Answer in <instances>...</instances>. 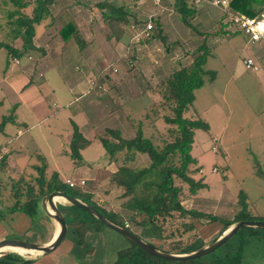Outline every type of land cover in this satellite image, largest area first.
<instances>
[{
    "label": "rangeland",
    "instance_id": "1",
    "mask_svg": "<svg viewBox=\"0 0 264 264\" xmlns=\"http://www.w3.org/2000/svg\"><path fill=\"white\" fill-rule=\"evenodd\" d=\"M4 1L0 0V43L21 50L23 40L12 39L14 26L9 25L7 18L8 12L14 8L5 5ZM103 1L117 6L126 4L131 13L127 29L123 25L111 27L107 24L98 8ZM174 3L175 0H161L155 6L153 0H57L50 17L35 27L34 43L37 49H44V54L28 52L21 59H15L0 49V122L3 117L15 112L20 124L7 125L6 133L19 128L24 134L18 142H25L21 151L13 152L16 149L12 147L10 160L8 155L5 162L0 160L3 161L0 164V238L41 244L50 236L49 224L52 220L44 213L41 202L33 216L20 211L10 213L6 209L13 205L16 191L21 198L26 196L29 188L37 192L35 180L38 174L34 168L41 166L45 158L50 161V166L61 169V163L56 160L57 146L73 131L68 123L69 117L73 118L70 112L73 107L69 109L65 105L68 95L66 97L64 86L78 90L75 97H80L67 104L77 102L78 111H83L82 115L77 112L73 120L80 129L89 131L92 140H97L85 155V160L89 161L85 167L91 166V169L88 168L91 173H84V180L79 183L67 178L63 182L69 186L72 184L73 188L81 186L85 191L95 187L94 202L100 208L124 213L128 218L129 214L121 208L122 192L113 185L112 175L122 166L138 168L147 165L149 160L144 156L134 162H126L122 152L116 156V161L102 164L106 152L98 140L114 141L108 130L120 132L124 139L133 138L141 119H144V135L151 137L153 130L146 129L150 123L145 116L150 114L152 103L157 102L158 97L146 91L156 90V86L174 70L188 67L199 54L202 44L209 49L204 68L214 72L215 78L212 82L206 81L204 87L195 92V101L185 117H198L210 127L208 133L196 132L191 154L197 165L190 169V176L203 181L207 187L196 195H189L185 187L182 205L187 210L231 221L240 210L238 196L243 193L248 209L256 219L264 221V50L261 45L251 43L244 33H235L231 24L223 25L225 19L222 12L208 5L196 7V14L190 19L193 28H188L174 10ZM160 7L165 10L160 12ZM33 8L30 5L23 13L31 16ZM150 14H157L158 23L168 31V36H163L164 40L155 39L146 44L139 40L137 43V38L133 40L138 32L135 31L143 28ZM69 19L76 21L81 37L87 41L82 51L73 41L67 44L60 41L59 28ZM136 19L137 24L134 23ZM133 51L138 59L129 69L128 62ZM247 58L258 61L261 65L258 72L245 69L243 61ZM149 98H152L150 104ZM116 99L119 101L112 105L111 100ZM90 108L103 118L94 121V115L90 116L94 128L89 127L91 125L88 126L85 120V113H91ZM158 113L156 130L161 131V135L156 144L166 133L161 119L165 113ZM56 133L60 135V141L52 135ZM5 138L4 133L0 135V141ZM93 161L100 165L99 169ZM64 165L69 168V163ZM46 166L48 179L52 173L47 171L50 166ZM63 177H69L68 171ZM82 215L91 222V215ZM179 222L173 226H179ZM193 222L197 230L194 240L200 239L208 246L219 238L221 225L218 223ZM126 223L145 242H154L152 238L145 237L144 230H135L129 219ZM112 232L103 226L97 232L86 234L84 245L91 253L83 255L84 250L78 247L79 254L75 256L81 255V258L67 255L72 253V246L73 250L76 249L68 236L59 249L51 253L49 263L113 264L118 253L131 244ZM165 232L156 242L163 251L175 249L178 244H187L192 235L167 237L171 232L170 224ZM260 232L254 235L251 245L245 249L246 264H264V231ZM244 235H249L248 230L244 231ZM9 252L13 251L0 254ZM37 254L23 257L32 260ZM33 260L28 264H39L41 259Z\"/></svg>",
    "mask_w": 264,
    "mask_h": 264
},
{
    "label": "trees",
    "instance_id": "2",
    "mask_svg": "<svg viewBox=\"0 0 264 264\" xmlns=\"http://www.w3.org/2000/svg\"><path fill=\"white\" fill-rule=\"evenodd\" d=\"M56 2L57 0H5V5L14 8L13 11L7 14L9 25L14 26L11 30L13 34L12 39H22L23 45L21 50H17L6 43H0V49H4L9 56L15 59H21L28 52L44 54V49H37L34 43L36 35L35 27L39 26L47 17H50ZM30 5H33L34 8L32 15L28 16L23 13V10H26ZM173 7L180 16L181 22L188 28H193L190 19L195 16L196 7L198 6L192 4L190 0H175ZM263 7L264 0L229 1V11L249 17L256 16ZM98 8L101 10L102 16L109 26L114 27L119 24L123 25L124 28L126 27V29L129 26L131 13L125 3L117 6L113 2L107 3L103 1L98 4ZM13 18L15 20H12ZM152 21L154 22V29L151 32V36L144 40L143 43L145 44L153 42L155 39L164 40L158 18ZM134 23L137 24L138 20L136 19ZM137 26L139 25H135V27ZM58 34L62 38L60 41L64 44L73 41L80 48V51H82L87 43L81 37L73 19L65 22L59 28ZM208 56L209 49L202 44L199 47V54L188 67L174 70L159 86H156V90L149 89L146 91H151L152 94L157 95L159 101L152 103V106L150 105L152 107L150 114L145 116V120L150 123V125L148 124L149 126H146V129L153 130L151 137L150 135L148 137L144 135L142 127L144 119H141L133 138L124 139L120 132L108 130V134H110L115 142L103 138L98 140L106 152L108 163L113 162V160L116 161V156L122 152L125 153L124 159L126 162H134L137 160L138 155L146 156L149 160L147 165L138 168L122 166L112 175L113 185L122 192L120 196L122 200L121 208L126 214H129L128 218H126L124 213L108 212L100 208L92 200L93 195L71 188L60 180L56 172H53L46 179L47 166L41 158L39 160L43 162L42 165L34 168L38 174L35 180L37 192H35L34 188H29L26 196H24L25 199H28L25 200L16 191L11 211H20L33 216L37 213L38 205L44 197L53 192H61L90 205L111 223L126 229L136 238L143 240V238H140L141 235H136L131 231L130 227L125 228L126 220L129 219L135 230H144L145 237L154 240V242L150 241L148 244L162 252L165 250L159 249L156 242L162 238V234L166 233L165 231H167L169 224L171 232L166 235L167 237L192 234L189 236L187 244H178L175 249L165 251V253L167 252L172 255L191 254L207 246L200 239L194 240L195 231L197 230L193 221L218 223L221 225L218 237L237 222L262 221L256 219V216L248 209L246 196L243 193H240L238 196L240 210L235 213L231 221L197 210H187L182 205L185 187H187L189 195H196L198 191L207 187L203 181H197L190 176V169L192 166L197 165V160L191 154L196 132L201 130L208 133L210 127L202 119L198 117L189 119L185 117V114L195 101V92L203 88L206 81L212 82L215 78L214 72L207 71L204 68ZM137 59L138 56L133 51L128 62L129 69L133 67L131 64ZM8 65L9 62L7 61L6 66ZM116 101L119 100H111L112 105ZM151 101L152 98H149L148 104ZM158 112L165 113L161 119L166 128V133L161 138L162 141L156 144V139L161 135V131L157 132L156 130L157 124L155 121L159 117ZM167 112L168 114H166ZM12 113L2 118L0 122V134L4 132L7 125L15 123V112L14 114ZM160 123L162 122L160 121ZM71 125L73 132L69 144V158L74 165L79 166L82 164V152L90 143L83 137L74 122H71ZM4 146L5 143L0 144V152ZM5 158V156L2 158L4 162ZM58 209L66 220V237L69 236L76 247L84 250L83 255L90 254L91 250L86 249L84 245L85 235L99 231L103 225L92 216L91 222L85 220L82 213L86 212L70 204H68V207L58 205ZM177 222L180 223L179 226H173ZM245 230H248L249 235H244ZM144 232L142 233L144 234ZM257 233L261 232L252 228H243L214 253L183 263L169 262L153 257L130 243L131 245L128 248L118 253L113 264H246L245 249L251 245L254 235ZM31 261V259H26L15 252H9L0 256V264H28Z\"/></svg>",
    "mask_w": 264,
    "mask_h": 264
},
{
    "label": "water",
    "instance_id": "3",
    "mask_svg": "<svg viewBox=\"0 0 264 264\" xmlns=\"http://www.w3.org/2000/svg\"><path fill=\"white\" fill-rule=\"evenodd\" d=\"M55 199H63L68 204L73 207L79 208L93 218H95L99 223L105 226L107 229L115 232L116 234L122 236L130 243L135 245L137 248L143 250L147 254L163 259L169 262H189L199 258H203L214 253L220 247H222L226 242H228L236 233H238L243 228H252L259 231H264V221H240L229 227L217 240H215L210 245L205 248L186 255H172L169 253L162 252L155 249L143 240L136 238L131 232L126 229L119 227L109 220H107L102 214H100L96 209L90 205L84 203L81 200L65 195L61 192H53L50 195L44 197L41 201V206L45 211L46 215L54 220L59 226V232L57 236L48 244H35L19 240H2L0 241V250L5 247H12L18 249H24L26 251H34L38 254L47 255L54 252L64 241L67 235V224L62 212L58 209ZM1 256V254H0Z\"/></svg>",
    "mask_w": 264,
    "mask_h": 264
},
{
    "label": "crops",
    "instance_id": "4",
    "mask_svg": "<svg viewBox=\"0 0 264 264\" xmlns=\"http://www.w3.org/2000/svg\"><path fill=\"white\" fill-rule=\"evenodd\" d=\"M161 8V10H160V12H162L163 10H165V8H163V7H160ZM153 13H155V12H153ZM75 23H76V21H74ZM161 28H162V25H161ZM168 31L167 30H163V28H162V34H163V36H168V33H167ZM52 52V51H51ZM61 52V51H60ZM49 54H50V51H49ZM44 88H46V84H45V87ZM64 90H65V93H66V97H67V95H68V98H67V100L65 101L66 103H65V105L67 106V108H69V109H71L72 107H73V109H71L70 110V112L72 113V115L71 116H73V118H76L77 117V112H79V115H82L83 114V111H78V107H77V105L75 104V103H77V102H74V104H71V105H67L68 103H70V102H72V101H74V100H76V98L78 99V98H80V97H75V96H77V92H78V90H75L74 88H70V87H68V86H64ZM69 93V94H68ZM61 97V96H60ZM83 97V96H82ZM92 105H94V103H92ZM17 108V107H16ZM17 110V109H16ZM90 111H91V113L90 114H86L85 113V120H86V122H87V124H88V126L89 125H91V120H90V116L93 114L94 116V121L95 120H99V119H103V118H100L99 117V115H98V113H95L94 112V110L93 109H91L90 108ZM108 117H110V114H109V116ZM73 118H71V117H69V121H68V123H69V125L71 126V128H72V125H71V122H74L75 124H76V122L73 120ZM93 121V122H94ZM16 123H18V124H20V122H18V119L16 118V115H15V124ZM94 124V123H93ZM10 125V124H9ZM77 125V124H76ZM7 127V126H6ZM89 127H93L92 125L91 126H89ZM78 128H79V131L82 133V135H83V137L90 143V145L82 152V164L81 165H79V166H76V165H74V163L72 162V160L69 158V144H70V140H71V136H72V133L71 134H69L68 133V135L66 136V140H65V138H62L64 141H60V139L58 138L60 135H58L57 133L56 134H52V135H54V138L56 139V140H58V141H60V142H62V144H58V146H59V149H58V146H57V163H61V169H60V167L59 166H57V167H55V166H50L51 164H50V161L47 159V158H45L44 159V161L46 162V164L48 165V169H47V171L48 172H51V173H53V172H56L58 175H59V178H60V180H62V181H65V179L67 178V179H69V180H71V181H73L74 183H79V182H81V180H84V179H82V178H84L85 177V175H84V173L87 175V173H88V171H90V169H91V166L89 167V166H87L88 168H90V169H88V168H86L85 167V165H86V163H88L89 161H86L85 160V158H86V152L88 151V149L90 148V146H91V144L94 142V141H96L97 139H93L92 140V137H90V135H88V132L89 131H84V130H82V129H80V127H79V125H78ZM94 128V127H93ZM6 128H5V130H4V134H5V139L3 140V141H0V143H5V146L3 147V149H2V151L0 152V153H2V154H4V155H6L5 157H7V155H8V160H10L11 158H12V156H11V149H12V147H13V149L15 148L16 150H14L13 152H17V151H21L22 150V148L24 147V145H25V142L23 141V142H18V139L19 138H21L22 136H23V134H24V132L21 130V129H19V128H16V130H14L15 131V134H14V136L12 135L13 133H14V131H12V133L11 132H9V133H6ZM91 131H92V129H91ZM73 132V131H72ZM2 133V134H3ZM16 134L18 135L17 137H15L16 136ZM1 135V134H0ZM123 138V137H122ZM14 153H12V155H13ZM64 156H68V158L67 159H65L64 158ZM105 156H106V158H105V161L102 163V164H107V162H108V159H107V155L105 154ZM13 157H15L14 155H13ZM138 157H144V156H140V155H138ZM137 157V158H138ZM16 158V157H15ZM136 158V159H137ZM10 162V161H9ZM25 162H26V160H25ZM67 163H69V168H67L64 164H67ZM93 163L96 165V167L99 169L100 168V165H98L97 163H96V161H93ZM62 168H64V169H62ZM52 169V170H51ZM68 171V176L69 177H63L62 178V176H63V174L65 173V172H67ZM85 171V172H84ZM90 173H91V171H90ZM75 189H80L81 190V192H84V193H88V194H91V195H93V193H96V191H95V187H94V189H90V190H87V191H85L84 190V188H82L81 186H78V188H75ZM62 200V202H56L57 203V206L58 205H60V206H62V207H68V203L65 201V200H63V199H61ZM93 201H94V197H93V199H92ZM98 205V204H97ZM1 209V208H0ZM3 209V208H2ZM6 210H10V213H12L11 212V208H9V209H6ZM1 212V211H0ZM3 213V212H2ZM7 213H8V211H7ZM6 213V214H7ZM44 213H45V211H44ZM49 218V217H48ZM49 219H51V218H49ZM52 220V219H51ZM52 223V224H51ZM50 226H49V231H50V236H49V238H48V240H46V241H44L43 243H41V244H48V243H50L52 240H54V238L57 236V234H58V232H59V226H58V224L54 221V220H52L51 222H50V224H49ZM112 233H114V232H112ZM88 234V233H87ZM90 235V234H89ZM3 240V238H0V241H2ZM63 243V242H62ZM62 243H61V245H62ZM60 245V246H61ZM59 246V247H60ZM59 247L54 251V252H56L58 249H59ZM76 247V246H75ZM128 248V247H127ZM74 249V246H72V249H71V252L72 253H70V254H67V255H69L70 256V258H74V257H82L81 255H78V256H75L76 254H79L77 251H78V247H76V249L75 250H73ZM54 252H52V253H54ZM50 255H51V253L50 254H47V255H42V254H37L36 256H34V258L33 259H38V258H40L41 260H40V262H39V264H50L49 263V261L50 260H48L49 258H50ZM32 259V260H33ZM79 259V258H78ZM34 261V260H33ZM52 264H54L53 262H52Z\"/></svg>",
    "mask_w": 264,
    "mask_h": 264
},
{
    "label": "built area",
    "instance_id": "5",
    "mask_svg": "<svg viewBox=\"0 0 264 264\" xmlns=\"http://www.w3.org/2000/svg\"><path fill=\"white\" fill-rule=\"evenodd\" d=\"M229 1L230 0H190V2L196 6L201 5H208L213 8L219 9L224 17L223 25L231 24V26L235 27L233 31L235 33L242 32L244 33L251 43H256L259 46L261 45L262 49L264 50V7L260 9V11L257 13L254 17H249L244 14L240 13H233L229 11ZM155 5H159L161 0H153ZM157 14H150L146 17L145 23L143 25V28L136 29L135 36L133 37V40L137 38L136 42L138 43L139 40L148 39L151 36V32L154 29V22L157 18ZM228 31V27H226ZM243 65L246 70L251 72H258V70L261 68V65L254 60L253 58H247L243 61ZM4 154H0V160H2ZM70 187L73 188V185L70 184ZM129 225L126 223L125 228H128Z\"/></svg>",
    "mask_w": 264,
    "mask_h": 264
},
{
    "label": "bare ground",
    "instance_id": "6",
    "mask_svg": "<svg viewBox=\"0 0 264 264\" xmlns=\"http://www.w3.org/2000/svg\"><path fill=\"white\" fill-rule=\"evenodd\" d=\"M55 200H57V199H55ZM8 250L13 251V252H15V253H17L19 255H22V256H25V255H35V254H37L34 251H26L24 249H18V248H12V247H5V248H3V249L0 250V253L6 252Z\"/></svg>",
    "mask_w": 264,
    "mask_h": 264
}]
</instances>
